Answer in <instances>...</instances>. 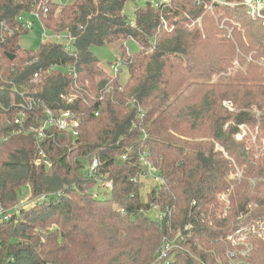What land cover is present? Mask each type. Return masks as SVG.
I'll return each instance as SVG.
<instances>
[{
  "label": "trees",
  "instance_id": "trees-1",
  "mask_svg": "<svg viewBox=\"0 0 264 264\" xmlns=\"http://www.w3.org/2000/svg\"><path fill=\"white\" fill-rule=\"evenodd\" d=\"M134 1L0 0L11 30L0 36V211L9 218L0 264H264V241L235 263L226 257L239 223L264 217L263 16L251 19L244 0H165L135 7L129 22ZM30 13L46 32L69 34V52L51 40L23 48L17 17ZM215 16L228 19L230 40ZM107 47L118 48L125 80L96 56ZM235 58L242 70L226 76ZM46 110L73 114L77 135L29 132ZM241 126L255 142L236 139ZM142 154L161 178L145 198ZM178 233L182 249L157 262L160 242Z\"/></svg>",
  "mask_w": 264,
  "mask_h": 264
},
{
  "label": "built area",
  "instance_id": "built-area-1",
  "mask_svg": "<svg viewBox=\"0 0 264 264\" xmlns=\"http://www.w3.org/2000/svg\"><path fill=\"white\" fill-rule=\"evenodd\" d=\"M257 0H245V6L247 7V14L251 19H256L259 17V10L256 9L254 6V2ZM258 9H260V5H257ZM263 12V10H262ZM46 13V10L43 11V14ZM35 18L40 19L38 13H30ZM17 23L20 24L21 28L24 30H30L32 28V23L26 21L23 15L17 17ZM42 27V26H41ZM7 33L8 35L11 34V30L4 26L3 23L0 24V36L1 34ZM41 38L42 40H51V41H58L64 44L65 51L69 52V47L71 43V36L67 33L62 34H50L42 27L41 31ZM122 63L119 59H115L111 63V74L116 76L119 71H122ZM39 74L35 72L33 74L32 82L36 83L39 81ZM1 79V78H0ZM29 104H27L28 108H31L32 100L28 99ZM36 104L45 108L40 99L36 100ZM46 109V108H45ZM46 120L39 128H29V132H32L36 135L39 140H43L45 137V132L50 128H56L61 131H69L72 133L73 136L77 135V128L79 127V123L76 119H74L73 114L69 111H64L58 119H54L50 110H46ZM98 114H95L97 116ZM24 117L23 114L19 115V118L15 120V124H20L21 119ZM242 127V126H241ZM236 139H240L239 134L236 136ZM264 149V148H263ZM146 154L141 155V164L143 167V173L140 176V180L143 183V180L146 177L149 180L158 183L161 181L159 174L156 170L150 165V163L145 158ZM36 164H40L38 160ZM97 167L96 161H93L90 167V170H94ZM241 177V174L237 172L232 178L235 181H238ZM153 182V183H154ZM104 186L110 187V183H105ZM228 195L229 192L221 193L218 195V199L223 201L226 205L228 203ZM16 211V209H15ZM8 214L3 213L0 211V221H7ZM180 239V233L177 236L170 238V239H163L159 246L155 251L156 261L160 263H166L169 255L176 250H181L182 247L178 243ZM182 240V239H181ZM256 241H264V217L257 221L253 222H245L244 220L239 223L233 235L227 237V242L231 245V250L226 252V257L228 258L230 263H235L237 257L245 258L253 248V244ZM203 264V263H200ZM221 264V263H219Z\"/></svg>",
  "mask_w": 264,
  "mask_h": 264
},
{
  "label": "rangeland",
  "instance_id": "rangeland-1",
  "mask_svg": "<svg viewBox=\"0 0 264 264\" xmlns=\"http://www.w3.org/2000/svg\"><path fill=\"white\" fill-rule=\"evenodd\" d=\"M74 0H52L53 3H56L58 5H66V4H70L72 3ZM163 1L165 0H135L134 2H128L125 7H124V14L125 16L127 17V20L129 22H132L133 21V18H134V9L135 7H141V6H144L146 3H151L153 5H157L159 4L160 2L162 3ZM254 2V1H253ZM243 7L246 9V14H247V7L245 6V0L243 2ZM257 5H260V9H258V6ZM254 6L256 7L257 10H259V17H257L256 19L258 18H263L264 19V15H263V12H264V0H257L254 2ZM263 10V12H262ZM24 16V19L30 23H32V28L30 30H28L27 34H25L24 36L21 37L20 39V45L23 47V48H32V49H36L39 44H41V42H43L44 40H42L41 38V31H42V27H41V24L40 22L38 21L37 18H35L34 16H32L31 14H28V15H23ZM215 24L219 25V28H221V33L225 34V38L227 39H231L232 38V35H231V30L229 29V27L225 24L228 19L227 18H218L215 16ZM224 19V21H223ZM48 35H50V33H48ZM223 36V35H222ZM221 37V35H220ZM219 37V38H220ZM128 48L130 50V52H136L137 51V47L134 45V44H131V43H128ZM119 52L118 48L117 47H107V48H100V49H97L95 51V54L96 56L103 62L107 65V68L109 69V66H110V63L112 62L113 58L115 55H117ZM236 55H238V52L236 50ZM247 58V56H246ZM247 59V62H252V61H260L259 59H255V60H252L251 57H248ZM239 60L237 58H235L233 61H232V68L228 70V73L226 76L230 75V74H233V73H238L242 70L241 66L239 65ZM259 64H263V63H259ZM128 74H127V70H125L124 68H122V78L123 80H125L127 78ZM225 76V77H226ZM219 77H213L212 80L215 82L218 80ZM203 80V79H201ZM205 81V80H203ZM225 81V80H223ZM225 108L229 109L230 111L233 110L232 109V105L230 102L228 101H224L223 104H222ZM241 128V132L239 134L240 136V139L244 136V135H247L248 133H250V139L252 142H255V136H256V133L253 132L251 130L250 127H240ZM237 138V137H236ZM240 139H237V140H240ZM262 141H261V146L264 148V135L262 136ZM224 156H227L226 154H224ZM236 169H239V168H236ZM241 170V169H239ZM237 172H239L241 174L240 171L237 170ZM154 181L152 180H149L147 177L146 179L143 180V184H142V189L140 190V193H141V196L142 198H145V195L150 191V189L154 186ZM250 183L252 184L253 181H250ZM221 194V193H220ZM219 195V194H218ZM218 195L216 196V200L219 202V205L222 207L223 211L224 210H227L230 208V200H229V197H228V203L227 205L218 199ZM154 211V210H152ZM150 218L152 220H158V214L157 213H152L150 215Z\"/></svg>",
  "mask_w": 264,
  "mask_h": 264
}]
</instances>
